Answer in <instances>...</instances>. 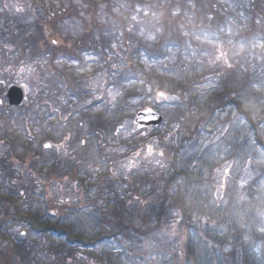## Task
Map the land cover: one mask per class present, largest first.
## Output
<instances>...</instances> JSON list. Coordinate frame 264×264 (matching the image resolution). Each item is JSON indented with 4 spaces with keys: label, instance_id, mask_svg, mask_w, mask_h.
Here are the masks:
<instances>
[{
    "label": "trees",
    "instance_id": "trees-1",
    "mask_svg": "<svg viewBox=\"0 0 264 264\" xmlns=\"http://www.w3.org/2000/svg\"><path fill=\"white\" fill-rule=\"evenodd\" d=\"M224 1L32 0V24L8 33L0 29V43L9 44L18 55L17 67L46 64L39 71L49 93L87 95L79 89L82 81L76 71L91 56L100 59L98 71L106 69L113 86L123 93L131 86L116 118L131 108V99L145 95L143 109L162 113V128L168 131L159 137L160 149L156 150L168 164V176L165 170L143 166L135 172L132 186L125 183L121 196L113 182L105 181L113 177L111 157L101 158L105 173L81 177L84 164L69 166L56 153L45 157L43 141L34 133L46 122L39 117L38 104L15 110L0 107V139L8 145L5 158H0V264H31L43 256L51 264H264V255L260 258L254 250L259 243L264 245V233L257 229L258 213L264 210V199L257 190L260 178L238 186L236 178L224 179L222 198L215 178L220 161L237 158L234 151L239 154L256 145L254 158L264 156L260 126L264 111L260 119L259 115L253 119L255 112L234 95L240 90L251 94L255 74H264V0ZM138 9L159 17L155 24L162 30L154 42H142L129 31L132 14ZM188 17L194 20L192 26ZM236 23L238 28L230 27ZM112 39L124 40L125 45L126 64L117 69L111 67ZM219 47L227 59L235 51L240 54L227 65L215 59ZM252 54L258 58L254 65L247 59ZM237 60L242 63L234 64ZM1 69L0 64V73ZM210 81L213 85L203 88ZM5 91L0 89V97ZM97 117L90 120L83 114L81 123L89 127L83 137L90 139L84 145L83 138L77 137L82 153L97 147L104 154L101 127L106 130L108 125L101 121V113ZM62 125L51 123V130L59 131ZM160 129H154L153 136ZM63 133L66 139L71 132ZM22 134L27 137L25 142ZM49 134L47 142L53 141ZM33 141L40 142L38 152ZM123 144L134 148L132 152L149 147L143 138L135 147L134 143ZM77 156L81 160L82 155ZM17 165L33 170V183H16ZM48 165L52 170L46 171ZM66 174V180L79 182L87 191L97 190V200L73 204L70 198L60 202L51 198L50 188L55 181L64 182ZM37 187L42 189L37 192ZM132 198L139 202L135 213L130 210ZM99 200L105 202L104 208L97 205ZM16 229L25 231L24 238L13 234ZM174 231L181 233L177 248L137 253L128 242L134 235L155 238L160 233L173 236ZM188 231L195 237L185 239Z\"/></svg>",
    "mask_w": 264,
    "mask_h": 264
},
{
    "label": "rangeland",
    "instance_id": "rangeland-1",
    "mask_svg": "<svg viewBox=\"0 0 264 264\" xmlns=\"http://www.w3.org/2000/svg\"><path fill=\"white\" fill-rule=\"evenodd\" d=\"M225 3H229V0H226ZM17 9L22 10L18 11ZM32 9V0H0V29H3L4 32L8 33L13 28L18 26H27L32 24L34 20H30L29 18V13ZM138 12H141L143 16H141ZM14 17L15 19L11 20V18ZM187 20V23L191 24V26L192 23L194 24V20L190 17H188ZM156 22H159V17L157 15H152L150 10L145 12L138 9V11L132 14V21L129 31L135 36L138 35V40H141L142 42H154L155 37L159 35L162 30L155 24ZM232 26H237L238 28L237 23L236 25H230V27ZM70 30L73 32L71 34L72 36H77L73 29ZM123 43L124 40L121 39H112L110 42L111 52H109V55L110 60L113 62L111 67L115 69L118 67H123L126 64L124 61L126 59L122 53V49L125 48ZM222 49L223 47H219V51L215 59L224 60L226 61L227 65L228 62L232 63L233 58H237L240 54V52L235 51L230 53L229 59H227L226 55H222V53H224ZM17 56L18 55L16 51L9 44L4 42L0 43V64L2 66L0 73V89L2 87L7 89L11 85L27 86L29 90V98L28 102H26V106L34 107L36 104H38L40 108L39 117L42 120H46L44 125L42 127H36L34 132L37 136H39V140L43 141V147H45L46 144L52 145L50 149L45 150L46 158H48L50 154L56 153L61 158L62 163L64 162L69 166H73V164L76 163H81L82 165L84 164V166L81 167V177H85V173L91 174L92 176L94 175V177H96L97 174L105 173L107 170L105 163L101 161V158H104L105 156L111 157L113 160L109 165V170H111V175L113 177H106L107 179L105 181L107 184H111L113 182V185L115 186L113 188L116 189V192H118L121 196L124 195V191L126 190L125 187H123L125 186V183H129L132 186V180L137 177L135 172L143 166L151 170L154 169L155 171L165 170V174L168 176L166 173L168 164L164 159H161L156 154V150L160 149L159 137H165L168 131L165 128H161L158 134H155V136L152 134L153 129L138 131L134 123L137 114L147 110L143 109V104L147 99L145 95L136 99H131V108L127 109L123 114H120L119 118H116L115 113L123 105V101L127 97L128 90L131 89V86H128L124 93L120 88L113 86L112 82L110 81L113 78L109 75L107 70L103 69V71H98L101 67L99 63L100 59L97 60V58L91 56L84 58L85 66L82 68V70L79 69L76 71V75L77 79L80 82L82 81V83L79 85V89L87 91L88 94L76 98L73 97L72 94L59 97L57 90L52 94L49 93L47 91V81L45 78L41 77V73L39 71L40 69L41 71L45 70L46 64L41 62L38 63V66L36 64H22L17 67L15 65ZM247 59L248 64L252 65H254V61L256 59L258 60L255 54L249 55ZM241 63L242 62L238 60L234 62V64ZM255 67L256 66H254V68ZM255 80H257V82L253 85L250 83L249 92H251V94H248L246 90H240L234 95L238 101L244 104L245 107L251 108V110L255 112L253 119L258 120L256 115H263L262 111H264V74L258 72L257 75L256 73L254 76V81ZM211 85H213V81L208 82L203 88H207ZM235 89H240V86L237 85ZM167 99L170 101L173 100L172 98ZM0 101H3V105L0 107H7L3 97H0ZM145 105H148V103ZM92 106L94 107L90 109ZM256 110H258V112H256ZM100 113L103 116L101 121L103 120L104 124L108 125L106 130L105 128L102 129L101 127L103 135L102 151L104 154H100L97 147L90 150L88 149L86 150V153H82L80 149L81 144H79L80 141L77 139V137H80L81 139L83 138L81 143L84 145H86L90 139L83 137L84 132L89 129L87 123H81L83 114L88 116L90 120L93 118L96 120ZM52 114L54 115L53 117ZM261 115L258 116L259 119ZM51 123L56 125L62 123L63 125L60 127L61 130L53 132L50 126ZM260 126L262 127V130H264V124H261ZM50 130L53 133H51ZM64 130H70L71 132L69 135H67L68 139H64ZM79 131L81 134L78 133ZM1 132L2 130H0V138ZM49 133L51 134L53 141L47 142L46 138ZM21 138L23 142H25L27 139L25 134H22ZM142 138L147 141L149 146L147 149L138 148L135 150L136 152H132L134 148L131 150L129 147L123 144V142L128 144L134 143L132 146L135 147V143ZM207 144L209 143L207 142L205 145ZM39 145L40 142L33 141L32 143L33 149L36 152L39 150ZM7 146L8 145H6L5 142L0 139V158H5L4 155L7 152ZM254 146L256 145L248 147L239 154L234 151L235 155H237V158H231L227 163L220 161V166L217 168L215 174L216 184H220L218 191L219 198H222L223 190L221 185L223 184L224 179L229 181L230 179L236 178V185L238 186L239 183L241 185H247L260 178L257 183V190L262 195L261 198L264 199V156L258 154L260 156L259 159L254 158L253 152L257 151ZM149 148H151V152H149ZM78 154L82 155L81 160L78 159ZM50 165L46 167V171H49L50 169L52 170ZM16 168L19 171L16 182L19 186H25L30 184V182H34L33 180H35V176L32 174L33 170L30 171L31 169L24 167L23 165H17ZM61 169L62 167L60 170ZM67 175L68 174L64 175V182H54L50 188L51 198L57 202L70 198L73 204L79 203L80 200L86 202H93L97 200V190L92 189V192L90 190L87 191L88 187L85 186L84 188L79 182L69 179L66 180L68 177ZM41 189V187H37L35 190L39 192ZM138 204V200L133 198L131 199L130 210H133V213L136 212ZM97 205L104 208L105 202H101V200H99ZM113 208L114 207H112V209ZM94 211L95 210L92 208L91 212ZM258 214L259 218L257 222V229L261 234H263L264 210ZM95 216L97 217L99 214L95 213ZM24 232L25 231L23 229H16L13 231V234L17 236V238H24ZM173 233H175L173 236L160 233L155 238H140L134 235V239H131V241L128 242L132 243V247L135 248L137 253L154 252L157 251L159 247L170 249L177 248L182 243L181 239L178 238L181 233L177 231H174ZM189 236L195 237V233L192 231L184 233L185 239H187ZM254 250L260 258L263 257L264 245L262 243L254 246ZM51 263L52 262L44 256L40 261L31 262V264ZM116 264L125 263H122L121 261L120 263Z\"/></svg>",
    "mask_w": 264,
    "mask_h": 264
},
{
    "label": "water",
    "instance_id": "water-1",
    "mask_svg": "<svg viewBox=\"0 0 264 264\" xmlns=\"http://www.w3.org/2000/svg\"><path fill=\"white\" fill-rule=\"evenodd\" d=\"M4 97L8 103L10 109L21 108L28 101L29 90L26 85L19 86H9L7 91L4 94ZM2 101H0V105ZM164 124L163 115L158 112L149 109L143 112H140L137 115L135 125L139 131L150 129V128H159ZM49 149L48 147H46Z\"/></svg>",
    "mask_w": 264,
    "mask_h": 264
},
{
    "label": "snow or ice",
    "instance_id": "snow-or-ice-1",
    "mask_svg": "<svg viewBox=\"0 0 264 264\" xmlns=\"http://www.w3.org/2000/svg\"><path fill=\"white\" fill-rule=\"evenodd\" d=\"M17 10L19 11V10H22V9H17ZM53 43H56V41H53ZM222 55H223V53H222ZM161 95H163V93H161ZM45 147L51 148L52 145L46 144ZM149 152H151V148H149ZM137 155H139V154H137ZM160 155H163V153H160Z\"/></svg>",
    "mask_w": 264,
    "mask_h": 264
}]
</instances>
